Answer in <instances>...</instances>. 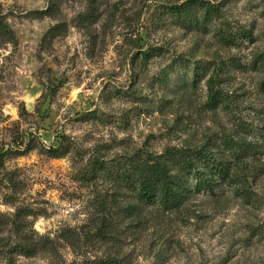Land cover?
<instances>
[{
  "label": "rangeland",
  "instance_id": "1",
  "mask_svg": "<svg viewBox=\"0 0 264 264\" xmlns=\"http://www.w3.org/2000/svg\"><path fill=\"white\" fill-rule=\"evenodd\" d=\"M0 13V264H264V0ZM171 148L207 149L233 181L143 203L126 175Z\"/></svg>",
  "mask_w": 264,
  "mask_h": 264
},
{
  "label": "trees",
  "instance_id": "2",
  "mask_svg": "<svg viewBox=\"0 0 264 264\" xmlns=\"http://www.w3.org/2000/svg\"><path fill=\"white\" fill-rule=\"evenodd\" d=\"M52 33L53 31L50 34ZM0 34L9 36L12 40L15 38L2 13ZM224 40L229 42L233 39L225 37ZM213 97L215 98L216 94ZM49 154L52 158H63L67 152L52 148ZM137 170L139 175L136 181L132 180V174L126 175V178L139 184L137 190L139 189L142 202L160 206L166 211L179 210L192 194H213L224 184L233 181V169L229 163L217 158L205 148H171L159 156L140 158ZM21 251L24 255L30 254L24 249Z\"/></svg>",
  "mask_w": 264,
  "mask_h": 264
}]
</instances>
